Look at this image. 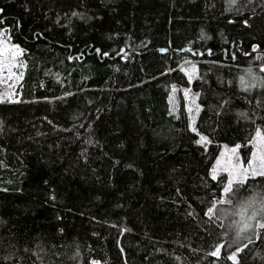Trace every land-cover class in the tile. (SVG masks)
<instances>
[{"label":"trees","instance_id":"trees-1","mask_svg":"<svg viewBox=\"0 0 264 264\" xmlns=\"http://www.w3.org/2000/svg\"><path fill=\"white\" fill-rule=\"evenodd\" d=\"M0 9L24 65L17 98L0 101V264H234L236 247L238 264H264V229L223 246L226 209L264 178L234 186L225 203L227 175L212 179L223 145L248 160L264 133V0ZM186 88L199 94L196 133Z\"/></svg>","mask_w":264,"mask_h":264},{"label":"snow or ice","instance_id":"snow-or-ice-1","mask_svg":"<svg viewBox=\"0 0 264 264\" xmlns=\"http://www.w3.org/2000/svg\"><path fill=\"white\" fill-rule=\"evenodd\" d=\"M2 9H0V13H2ZM74 15L76 13H73ZM2 22V21H0ZM245 24H247V21H244ZM7 30H0V79L4 78L5 71L7 72V78L15 81L17 79L16 73L13 71L14 68L21 67L22 65L19 63H16L17 57H19L23 50L20 48L17 44H9L6 42L7 38L5 37L4 33ZM253 51L258 49V45L252 46ZM97 52H99V49H96ZM123 51V50H121ZM159 51L165 52V49H160ZM104 56H107L108 53H103ZM259 58V57H257ZM68 59H73V57L69 56ZM262 70H264V67H262ZM248 73V77H242L241 81L243 84H245L246 88H251L254 85L250 83L249 78L256 79L254 74L252 73L251 69L246 70ZM195 72V65H192L191 72H188V80L191 82L193 78V73ZM262 85H264V80L259 81ZM173 92H175V85H173ZM189 92L190 89H184V95L185 98H189ZM195 95H199L198 93ZM171 99V98H170ZM201 110V106L196 103V100L194 98L191 99V106L186 107V111L189 113V128L192 132L196 133L197 128L194 124V114H198ZM2 123V122H0ZM199 139L195 141L198 145H204L207 146L208 137L204 136L203 134H199ZM240 146L236 145L233 148V152L236 151ZM235 160V158H234ZM247 167H244L242 164H239L238 162L232 163L228 167H221V170L226 172L228 175L227 184L224 186V193L230 194L234 190V186L244 184L246 180L249 179V177H261L264 178V135H261L260 131L258 130L256 133V141H255V147L252 151L251 158L247 162ZM217 169H213L212 172V179L217 178ZM47 183V181L45 182ZM220 201H217L219 203ZM228 203H231V200L227 201ZM254 202V201H253ZM214 207H209L207 209V214L211 217L215 215ZM249 220H255L254 223L251 224H245L246 228H250L252 230L255 229H264V219H257L256 213H253L252 217H249ZM239 242V240H232L231 242L226 243L223 245L224 247L230 248L232 245H235ZM222 245H216V250L211 253L212 256L219 257L220 256V250ZM242 251L241 247H236L235 252L231 254V256L228 257V259L232 260L234 264H238L237 261V254Z\"/></svg>","mask_w":264,"mask_h":264},{"label":"rangeland","instance_id":"rangeland-1","mask_svg":"<svg viewBox=\"0 0 264 264\" xmlns=\"http://www.w3.org/2000/svg\"><path fill=\"white\" fill-rule=\"evenodd\" d=\"M4 35L7 38V40H6L7 43L14 44L9 39V37L7 36L6 33H4ZM20 56L17 57V60L15 62L21 64L22 66L13 69V71L17 75V79L15 81H13L11 79H8L6 71L4 73V78L0 79V101H5V100H11L12 101V100H15L17 98V93H16L17 91L16 90H17L18 84L20 83V80L22 78L23 69H24V65H23V63L21 61V57ZM196 64L197 63L194 62V63H189V64L184 66V69L187 72H191L192 65H195V72L193 73V78L197 76V72H198V67H197ZM193 78H192V80H193ZM186 89H189V88H186ZM177 93H178V89H175V92L172 91V94L170 96L171 103L172 102L175 103V101L177 99ZM183 93H184V90H183ZM192 98H194L196 100V103L199 104V102L197 100V96L195 94H192V92L190 90L189 98H187L188 107L191 106V99ZM198 115H199V113L198 114H194L195 127H196V121H197ZM259 131H260L261 135H264V133L262 132L261 129H259ZM199 134H201V133H199ZM255 141H256V137L254 139V147H255ZM234 147H230V146H227V145H223L221 147L220 152L218 154V157L216 158V160H215V162L213 164V168H212V172H213V169H217V174H216L217 177L220 176L221 174H226L227 175L226 172L221 170L222 166L223 167H228L234 162H238L239 164H242L244 167L248 166L247 162H248L249 159L248 160L244 159V157L240 153V147L238 149H236L235 152H233L232 150H233ZM234 158H235V160H234ZM227 178H228V175H227ZM226 184H227V182H226ZM223 194L224 195H223V197H222V199L220 201L221 203H225L226 200H227V195L228 194L226 195L224 192H223ZM93 264H100V263L98 261H94Z\"/></svg>","mask_w":264,"mask_h":264},{"label":"clouds","instance_id":"clouds-1","mask_svg":"<svg viewBox=\"0 0 264 264\" xmlns=\"http://www.w3.org/2000/svg\"><path fill=\"white\" fill-rule=\"evenodd\" d=\"M226 211L228 216L226 217L225 230L228 232L229 238L231 240L246 238L252 229L246 228L245 224L255 222V220H249V217H252L255 212L257 219H264V182L259 187L254 186L252 190L242 194L234 202L233 207L226 209ZM217 215H221L219 209ZM233 220L234 223L231 222Z\"/></svg>","mask_w":264,"mask_h":264},{"label":"water","instance_id":"water-1","mask_svg":"<svg viewBox=\"0 0 264 264\" xmlns=\"http://www.w3.org/2000/svg\"><path fill=\"white\" fill-rule=\"evenodd\" d=\"M166 50V49H165Z\"/></svg>","mask_w":264,"mask_h":264}]
</instances>
